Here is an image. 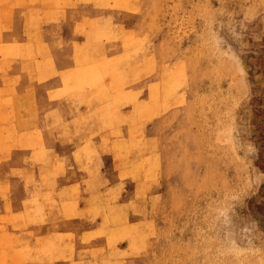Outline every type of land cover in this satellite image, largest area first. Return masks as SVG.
Listing matches in <instances>:
<instances>
[{
    "label": "bare ground",
    "instance_id": "1",
    "mask_svg": "<svg viewBox=\"0 0 264 264\" xmlns=\"http://www.w3.org/2000/svg\"><path fill=\"white\" fill-rule=\"evenodd\" d=\"M84 3L0 0V264H53L67 251L69 264H98L92 250L132 264L122 244L141 255L132 231L146 221L136 205L158 189L149 175L156 163L176 174V161L155 150L160 112L134 120L154 80L132 82L151 58L134 52L124 39L131 30L114 20L129 13Z\"/></svg>",
    "mask_w": 264,
    "mask_h": 264
},
{
    "label": "rangeland",
    "instance_id": "2",
    "mask_svg": "<svg viewBox=\"0 0 264 264\" xmlns=\"http://www.w3.org/2000/svg\"><path fill=\"white\" fill-rule=\"evenodd\" d=\"M84 2L90 10L129 13L114 20L131 30L124 39L134 52L151 58L132 82L154 80L149 105L134 120L155 107L158 159L176 161L173 176L163 163L150 173L158 189L136 205L146 221L132 231L141 255L124 243L125 258L132 264H264V0ZM97 38H89L91 53ZM147 231L150 241H141ZM92 251L98 264L116 263ZM67 253L53 264H69L73 254Z\"/></svg>",
    "mask_w": 264,
    "mask_h": 264
}]
</instances>
